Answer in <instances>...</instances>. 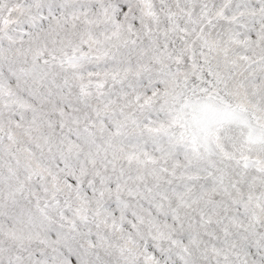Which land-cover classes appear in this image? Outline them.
Instances as JSON below:
<instances>
[{
    "label": "snow or ice",
    "instance_id": "obj_1",
    "mask_svg": "<svg viewBox=\"0 0 264 264\" xmlns=\"http://www.w3.org/2000/svg\"><path fill=\"white\" fill-rule=\"evenodd\" d=\"M0 264H264V0H0Z\"/></svg>",
    "mask_w": 264,
    "mask_h": 264
}]
</instances>
